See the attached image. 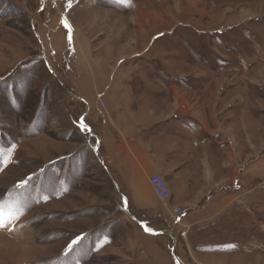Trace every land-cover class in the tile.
I'll use <instances>...</instances> for the list:
<instances>
[{"label":"rangeland","instance_id":"rangeland-1","mask_svg":"<svg viewBox=\"0 0 264 264\" xmlns=\"http://www.w3.org/2000/svg\"><path fill=\"white\" fill-rule=\"evenodd\" d=\"M84 7L144 105L175 135L206 128L192 156L229 152L191 182L188 227L132 207L101 119L52 67L44 34L84 29ZM157 244L173 264H264V0H0V264H142Z\"/></svg>","mask_w":264,"mask_h":264},{"label":"crops","instance_id":"crops-1","mask_svg":"<svg viewBox=\"0 0 264 264\" xmlns=\"http://www.w3.org/2000/svg\"><path fill=\"white\" fill-rule=\"evenodd\" d=\"M94 10L93 7L80 10L85 26L84 29L76 28L73 35L64 33V37L56 41V36L44 34L49 58L53 61L51 66L57 70L56 74L66 75L63 79L67 80L72 94L89 107L84 118L90 114L101 119L103 125L99 127L100 135H97L106 147L105 154L111 167L115 169L117 177L124 181L132 207L139 212L161 213L170 228L173 223L169 221L173 218L172 209L180 207L183 212L175 218L174 228H182L183 223L188 227L196 222L188 218H192L193 209L203 196L200 194L202 187H195L192 191L191 182L204 181L205 178L209 181L210 177L214 178V171L223 176V172L220 174L222 169L229 173L230 167L224 164L225 159L228 162L231 160L229 152L226 156L215 158L216 140L213 138L208 140L213 149L210 148L209 152L203 149L199 158L192 156L189 147L193 145L192 140L196 139L194 134L206 128L190 123L180 125V132L176 131L175 135L169 127L173 121L167 123V116H160L155 113L156 108L151 109L143 104L142 98L147 96L151 88L145 89L146 93L133 92L131 79L121 75L124 69L120 70L116 65L121 47L113 44L109 38L102 40L103 30L93 31L95 22H102V14ZM87 21L92 22L89 27ZM109 48H114V51ZM91 126L89 124L91 131L96 134ZM156 173L162 175L171 186L170 197L165 201L159 200L149 183V177ZM216 187L222 189L224 186ZM194 250L197 251V247ZM149 251H145L142 264H162V261L163 264H173L170 258L163 255L159 244ZM211 254L213 256L214 253ZM179 258L182 260L180 255Z\"/></svg>","mask_w":264,"mask_h":264},{"label":"built area","instance_id":"built-area-1","mask_svg":"<svg viewBox=\"0 0 264 264\" xmlns=\"http://www.w3.org/2000/svg\"><path fill=\"white\" fill-rule=\"evenodd\" d=\"M149 183L152 187L154 194L161 201H165L170 197L171 190L168 182L160 174H152L149 177ZM183 212V209L180 207H175L172 209L173 216H179Z\"/></svg>","mask_w":264,"mask_h":264},{"label":"water","instance_id":"water-1","mask_svg":"<svg viewBox=\"0 0 264 264\" xmlns=\"http://www.w3.org/2000/svg\"><path fill=\"white\" fill-rule=\"evenodd\" d=\"M143 226V225H142Z\"/></svg>","mask_w":264,"mask_h":264}]
</instances>
